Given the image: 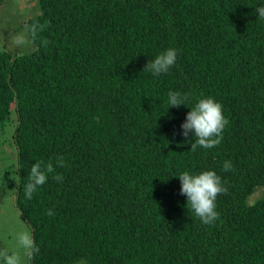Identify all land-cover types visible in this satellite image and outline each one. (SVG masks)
<instances>
[{
    "label": "trees",
    "instance_id": "trees-1",
    "mask_svg": "<svg viewBox=\"0 0 264 264\" xmlns=\"http://www.w3.org/2000/svg\"><path fill=\"white\" fill-rule=\"evenodd\" d=\"M39 2L26 22L46 25L36 49L0 48V124L17 122L31 264H264V195L252 199L264 187V0ZM169 48L178 56L167 73L145 70ZM170 91L188 105L169 107ZM208 97L228 124L219 145L193 151L181 125ZM37 161L55 171L28 199ZM207 170L227 188L212 224L178 177Z\"/></svg>",
    "mask_w": 264,
    "mask_h": 264
},
{
    "label": "clouds",
    "instance_id": "clouds-1",
    "mask_svg": "<svg viewBox=\"0 0 264 264\" xmlns=\"http://www.w3.org/2000/svg\"><path fill=\"white\" fill-rule=\"evenodd\" d=\"M256 13H258L259 18L264 19V6L258 7ZM45 26L36 23L26 27L23 33L13 37V44L23 51H28L36 40L38 31ZM42 43L47 46L48 41L44 40ZM177 56V50L169 48L149 62L145 70L151 71L154 75L167 73L176 63ZM186 101L187 96H181L179 92L170 91L168 93L169 107H179L182 104L188 105ZM227 124L228 120L223 115L222 105L215 99L208 97L200 99L194 107H191V111L187 113L186 120L181 125V128L185 137H188L190 132H194L196 139L192 143L191 149L195 151L198 146L211 149L219 145L223 139V130ZM56 163L57 166H65L63 157H58ZM232 167L231 162H225V171L231 170ZM54 171L55 168L52 162H35L28 173V183L24 186L26 197L31 199L33 193L40 186L47 183L48 174L54 173ZM178 177L182 185L181 194L187 196V205L190 206V209L194 211L201 222L212 224L219 219V213L216 210V200L218 195L227 192L221 177L212 170L203 171L196 175L185 171ZM11 179L16 180L14 176ZM54 179L58 182H63L62 175H55ZM47 214L51 216L54 215V212L50 209ZM16 239L18 246L26 251L28 257L31 258L39 252V248L35 245L34 238L29 232L21 231ZM0 264H22L21 256L18 251L0 247Z\"/></svg>",
    "mask_w": 264,
    "mask_h": 264
},
{
    "label": "rangeland",
    "instance_id": "rangeland-1",
    "mask_svg": "<svg viewBox=\"0 0 264 264\" xmlns=\"http://www.w3.org/2000/svg\"><path fill=\"white\" fill-rule=\"evenodd\" d=\"M42 7L39 0H5L0 4V48L14 53H26L36 49L33 42L28 51H23L13 44V37L23 33L27 20L40 14ZM16 119L1 128L0 124V247L18 251L22 264H31L26 251L18 246L17 235L27 231L32 235L30 225L25 222L21 211L16 206V189L19 175L18 149L13 138ZM14 176L16 180L11 179ZM264 195V187L256 190L252 199ZM74 264H87L80 261Z\"/></svg>",
    "mask_w": 264,
    "mask_h": 264
}]
</instances>
